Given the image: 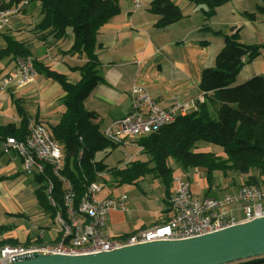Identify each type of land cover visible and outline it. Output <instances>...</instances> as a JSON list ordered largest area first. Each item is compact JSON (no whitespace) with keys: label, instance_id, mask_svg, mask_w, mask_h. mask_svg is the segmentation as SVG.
<instances>
[{"label":"crops","instance_id":"0c3cea01","mask_svg":"<svg viewBox=\"0 0 264 264\" xmlns=\"http://www.w3.org/2000/svg\"><path fill=\"white\" fill-rule=\"evenodd\" d=\"M6 1L0 0V5ZM152 1L140 0L141 6L135 9L130 0H118V12L97 30L94 51L96 67L103 81L91 90L84 101L85 108L94 112L92 122L98 124L100 131H104L113 120L129 113L133 84L142 85L155 105L161 108L171 104L172 96L180 101L202 96L204 102H210L212 92L202 91L199 80L204 68L214 66L215 56L224 44L223 36L213 30H222L227 34L237 31L240 41L246 44H264V10H258L259 6L264 7V0H229L215 7V14L207 21L202 13L204 6L188 4L187 0H172L181 9L183 17L164 28L156 26L159 16L147 10ZM11 9L13 13L0 30V50L6 46V39L10 36L25 44L37 63L64 73L69 80H78L80 71L70 67L86 60L83 55L67 52L73 42L72 32L63 41L54 40L52 34L46 38L39 37L35 30L41 17L38 2L25 1ZM248 14L254 16L250 18ZM205 22L211 30H201ZM14 66V58L0 55V77L12 71ZM263 74L264 50L253 60L243 63L235 84ZM62 95L58 82L37 71L35 79L25 86L0 89V125L9 122L19 124L21 117L14 103V99L18 98L30 116L29 122L40 121L46 127L54 124L64 110L60 106ZM221 149L213 145L210 151L220 153ZM138 150L141 157L131 159L147 161L149 157L141 152L140 146ZM167 165L172 169L171 194L177 187L176 178L182 174H186L193 194H198V191L204 194L208 185L204 171L202 175L200 168H184L172 158L167 160ZM216 172L213 173L214 181ZM33 175L34 172L23 171L22 157L16 150L3 153L0 145V246L14 245V242L46 243L57 238L51 229L52 217L39 207ZM147 178L149 183L145 182ZM141 181L153 194L144 191L142 195H135L128 191V200L126 192L100 193V196L125 195V209H111L106 216L104 231L108 238H125L174 216V209L164 200V187L159 177L152 174L139 179ZM97 182L103 190L105 183ZM193 183L197 184L195 191L191 187ZM160 191L163 196L158 195ZM6 239H10L11 243H5Z\"/></svg>","mask_w":264,"mask_h":264},{"label":"trees","instance_id":"16d2710c","mask_svg":"<svg viewBox=\"0 0 264 264\" xmlns=\"http://www.w3.org/2000/svg\"><path fill=\"white\" fill-rule=\"evenodd\" d=\"M25 1L38 2L41 17L35 30L39 37L46 38L52 34L54 40L63 41L69 33L68 28H71L73 42L67 52L83 55L86 60L70 67L81 74L78 80L73 81L64 73L34 59L37 71L61 86L64 105L56 123L46 127L40 121H35L43 124L50 137L61 147V175L65 179L62 181L54 176L48 167L44 172L34 173L35 194L42 212L54 217L62 207L66 182H70L76 202L84 194L88 183L105 182L107 176L117 185H137L139 179L156 174L164 187V200L170 203L172 169L167 165L169 158L184 168H200L205 172L208 185L204 195L217 193L213 189L215 171H220L224 177L229 173L243 176L244 183L237 184V188L244 185L264 187V76L257 75L235 84L243 63L260 54L264 44H246L240 41L237 31L227 34L222 30H213L223 36L224 44L215 56L214 66L204 68L199 80L202 91L212 92L211 103L205 101L197 110L188 111L175 122L150 134L133 137V142L149 157L147 161L132 160L124 167H108L102 159L96 158V154L108 147L113 149L119 143L107 139L98 124L92 122L95 114L85 108L84 100L103 81L96 67V33L103 23L118 12V0H7L0 5V9H11ZM227 1L187 0L188 4L204 6L202 13L205 21L215 14V7ZM147 10L159 16L156 26L160 28L183 17L181 9L172 0H153ZM258 10L262 11L264 7L259 6ZM253 16L248 14L250 18ZM211 29L207 22L201 26V30ZM1 54L15 58L17 55H30V50L8 36ZM18 99H14V103L21 120L18 125L14 122L0 125V141L8 136L23 140L27 135L30 116ZM211 109L215 111V116ZM201 142L217 145L222 148L221 152L193 150ZM49 181L53 184L51 192L47 189ZM232 183H235L234 179ZM50 194L56 199V207L48 201ZM4 242L11 243V240Z\"/></svg>","mask_w":264,"mask_h":264},{"label":"built area","instance_id":"2783aa9c","mask_svg":"<svg viewBox=\"0 0 264 264\" xmlns=\"http://www.w3.org/2000/svg\"><path fill=\"white\" fill-rule=\"evenodd\" d=\"M130 1L135 9L141 6L140 0ZM11 13L13 9H0V30ZM134 61L138 63L136 59ZM14 63L12 71L0 77V89L22 87L35 79L37 69L30 55H17ZM133 91L137 94L133 97L129 113L113 120L103 131V135L115 143L127 141L131 136L157 131L175 122L189 110H197L204 102L202 96L184 101L172 96L171 104L161 108L155 105L149 94L138 90V87H134ZM27 129L23 140H17L13 136L2 139V152L16 150L22 157V169L26 173H41L48 167L54 176L64 181L61 175V147L42 124L29 122ZM176 181L177 187L169 199L171 208L175 211L174 216L164 223L139 230L125 238H108L104 231L109 210L125 209L124 194L118 197L100 196L101 184L92 181L75 202L74 190L70 182H66L62 207L51 220V229L57 234V238L46 243L0 246V264L14 262L35 253H98L139 243L191 238L264 216V187L244 185L223 193L219 198L202 193L193 194L186 174L178 176ZM47 189L48 192L53 190L51 181L48 182ZM48 201L56 207V199L51 194Z\"/></svg>","mask_w":264,"mask_h":264},{"label":"water","instance_id":"95a60500","mask_svg":"<svg viewBox=\"0 0 264 264\" xmlns=\"http://www.w3.org/2000/svg\"><path fill=\"white\" fill-rule=\"evenodd\" d=\"M264 216L208 234L127 245L87 254L35 253L5 264H259Z\"/></svg>","mask_w":264,"mask_h":264},{"label":"rangeland","instance_id":"374dc122","mask_svg":"<svg viewBox=\"0 0 264 264\" xmlns=\"http://www.w3.org/2000/svg\"><path fill=\"white\" fill-rule=\"evenodd\" d=\"M68 31H69V33H71V28H68ZM33 62H34V59H33ZM236 83H238V82H236ZM238 84H240V83H238ZM134 87H138V90H142L146 94H149L148 91L142 85L133 84L131 91H130L131 102L133 101V97L137 94L136 91H133ZM85 103H86V101H84V106H87ZM60 106L64 108L62 103L60 104ZM211 113L213 116H215V114H216L215 111L212 109H211ZM150 133H152V132H150ZM150 133H146V134H150ZM140 135H143V134H140ZM140 135H135V136L129 137L127 140L128 143L125 142V144L124 143L118 144L113 149L108 147L105 150L98 152L96 154V158L102 159L103 163L106 164L108 167H110V166L124 167L128 161L133 160L131 158L141 157V153H139L138 146L133 142V139H132L133 137L135 138V137L140 136ZM213 145L214 144H211V143L201 142L198 144L197 147H194L193 150L210 151V150H212ZM170 161H172V160L170 159ZM201 172L203 175L202 170H200V174H201ZM219 172L220 171L216 172V174H215L216 180L213 183V189H215L219 194H223V193L229 192V191H234L237 188V184L242 185L244 183V180H243L244 177L241 175H236L235 173H229L226 177H224ZM232 179L235 180V183L231 184ZM145 182L149 183L148 178L146 179ZM104 183H105V186L101 192L102 195L107 194L111 191L114 194L126 192L128 200H129L128 191H132L135 195H142V193L144 191L148 192L149 195L153 194L150 190L148 191V189H146L147 187H145L146 185L142 181L139 182V185H136V184H120L119 186H117V184L113 182L111 177L107 176L106 181ZM191 187H192V190L195 191L197 189V184L193 183V185H191ZM197 193H200V192L198 191ZM158 195H162V191H160V193ZM137 199H141V198H137ZM161 204H162V206H165V204L163 202H161Z\"/></svg>","mask_w":264,"mask_h":264},{"label":"bare ground","instance_id":"6f19581e","mask_svg":"<svg viewBox=\"0 0 264 264\" xmlns=\"http://www.w3.org/2000/svg\"><path fill=\"white\" fill-rule=\"evenodd\" d=\"M3 90V89H2ZM208 196H210V195H208ZM213 197V196H212Z\"/></svg>","mask_w":264,"mask_h":264}]
</instances>
